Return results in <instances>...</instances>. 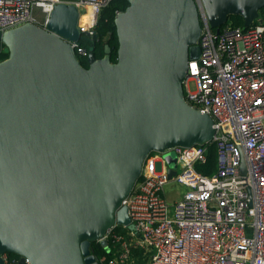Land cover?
<instances>
[{"label": "water", "instance_id": "1", "mask_svg": "<svg viewBox=\"0 0 264 264\" xmlns=\"http://www.w3.org/2000/svg\"><path fill=\"white\" fill-rule=\"evenodd\" d=\"M65 0L46 27L0 31V264H101L115 224L133 228L124 203L148 155L216 135L214 118L186 99L189 62L199 58L203 12L217 31L231 16L246 27L264 0H127L114 19L117 58L80 43L83 12ZM170 176L176 155L165 154ZM245 171V161L241 160Z\"/></svg>", "mask_w": 264, "mask_h": 264}, {"label": "built area", "instance_id": "2", "mask_svg": "<svg viewBox=\"0 0 264 264\" xmlns=\"http://www.w3.org/2000/svg\"><path fill=\"white\" fill-rule=\"evenodd\" d=\"M63 1L0 0V31L28 22L46 27ZM112 1H73L85 9L83 34H94ZM201 22V53L189 62L185 93L192 106L214 118L216 135L203 144L148 155L124 201L133 228L111 227L105 234L111 257L101 256V264H264V8L248 27L229 20L217 31L204 12ZM73 45L79 55H88L80 43ZM211 145L216 162L207 173L197 167L208 164ZM170 152L177 159L171 176L162 156ZM170 183L187 188L173 202L165 196ZM2 257L6 264H20L8 253Z\"/></svg>", "mask_w": 264, "mask_h": 264}, {"label": "trees", "instance_id": "3", "mask_svg": "<svg viewBox=\"0 0 264 264\" xmlns=\"http://www.w3.org/2000/svg\"><path fill=\"white\" fill-rule=\"evenodd\" d=\"M128 5L127 0H114L107 7H105L98 19V23L94 28V34H82L80 45L84 47L87 52H93L97 58H102L105 55V45L109 44L112 48L111 59L115 61L117 58V50L119 47L118 36L114 19L117 10H124ZM230 22L235 26L246 27L241 16H231ZM8 56L6 45L0 40V60ZM84 66H88L87 56H79ZM216 162V148L211 145L209 149V162L207 165H199L197 168L203 172H211L215 167ZM120 230L123 229L120 227ZM92 247L94 253L100 258L105 256L107 259L111 257V253L106 251L98 242H93ZM10 259H19L20 257L14 253H8Z\"/></svg>", "mask_w": 264, "mask_h": 264}, {"label": "rangeland", "instance_id": "4", "mask_svg": "<svg viewBox=\"0 0 264 264\" xmlns=\"http://www.w3.org/2000/svg\"><path fill=\"white\" fill-rule=\"evenodd\" d=\"M172 153V157H175V153L174 152H170ZM163 158L165 157V155H162ZM167 160V159H166ZM168 162V161H167ZM169 165H174L175 161H169L168 162ZM187 190L186 187L178 184V183H170L165 187V196L167 197V199L170 202H173L175 200H177L180 196H182V194Z\"/></svg>", "mask_w": 264, "mask_h": 264}, {"label": "bare ground", "instance_id": "5", "mask_svg": "<svg viewBox=\"0 0 264 264\" xmlns=\"http://www.w3.org/2000/svg\"><path fill=\"white\" fill-rule=\"evenodd\" d=\"M81 10L84 12L85 11V9L84 8H81Z\"/></svg>", "mask_w": 264, "mask_h": 264}]
</instances>
